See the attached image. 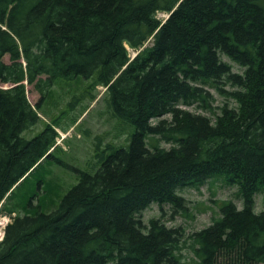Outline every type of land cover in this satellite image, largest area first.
Instances as JSON below:
<instances>
[{"label": "trees", "instance_id": "obj_1", "mask_svg": "<svg viewBox=\"0 0 264 264\" xmlns=\"http://www.w3.org/2000/svg\"><path fill=\"white\" fill-rule=\"evenodd\" d=\"M75 78L103 86L107 111L132 131L95 153L93 172L77 170L53 209L6 223L0 264L264 262V210L253 203L264 195V0H0V209L58 149L50 123L22 133L50 86ZM226 83L235 106L214 118L184 107L213 113L212 90ZM26 84L40 93L35 105ZM216 178L237 186L240 207L221 202L187 236L160 216L142 222L151 202L185 212L180 190Z\"/></svg>", "mask_w": 264, "mask_h": 264}, {"label": "rangeland", "instance_id": "obj_2", "mask_svg": "<svg viewBox=\"0 0 264 264\" xmlns=\"http://www.w3.org/2000/svg\"><path fill=\"white\" fill-rule=\"evenodd\" d=\"M168 13L159 12L157 15L164 18ZM129 52L133 55L135 51L129 48ZM3 59L7 62L8 56L5 55ZM221 59L231 64L233 71H242V68L226 55H221ZM25 89L29 102L35 105L40 93L32 84H26ZM104 89L103 86L90 88L89 81L81 78L58 80L50 86L45 97L40 100V120L22 134L30 138L46 123H50L57 132L55 144L58 149L53 151L52 157L43 161L30 175L29 180L23 181L3 204L0 209V231H3L5 224L13 216L32 211L31 206L38 205L44 211L53 209L67 189L77 182V170L93 172L99 166L96 152L104 150V154H107L111 150L107 149L108 145L117 146L126 142L127 133L129 137L132 126L111 117L103 99ZM232 90L233 86L228 83L222 91L212 90L213 113L199 107H184L214 118L223 105L235 106ZM74 117L77 119L72 124L71 119ZM160 144L168 146L165 143ZM179 193L186 200L185 212H173L169 205H162L160 208L156 202H151L140 213L142 222L147 223L150 218L160 216L167 225L180 226L187 236L209 225L212 219L219 215L221 202L230 200L238 207L241 204L237 186L224 184L217 178L206 181L198 188L185 186ZM253 200L254 210L263 211L264 195L256 193ZM189 242L190 240L186 239L181 244L182 252L187 258L192 257Z\"/></svg>", "mask_w": 264, "mask_h": 264}, {"label": "bare ground", "instance_id": "obj_3", "mask_svg": "<svg viewBox=\"0 0 264 264\" xmlns=\"http://www.w3.org/2000/svg\"><path fill=\"white\" fill-rule=\"evenodd\" d=\"M136 53H137V52H136V50H135L134 55H135ZM134 55H133V56H134ZM1 235H2V232L0 231V237H1Z\"/></svg>", "mask_w": 264, "mask_h": 264}]
</instances>
